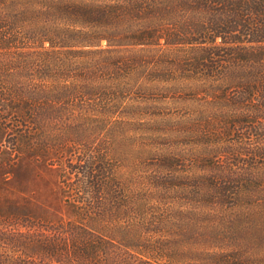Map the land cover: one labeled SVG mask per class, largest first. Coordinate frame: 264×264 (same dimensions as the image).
Wrapping results in <instances>:
<instances>
[{"label":"trees","instance_id":"1","mask_svg":"<svg viewBox=\"0 0 264 264\" xmlns=\"http://www.w3.org/2000/svg\"><path fill=\"white\" fill-rule=\"evenodd\" d=\"M0 264H264V0H0Z\"/></svg>","mask_w":264,"mask_h":264},{"label":"rangeland","instance_id":"2","mask_svg":"<svg viewBox=\"0 0 264 264\" xmlns=\"http://www.w3.org/2000/svg\"><path fill=\"white\" fill-rule=\"evenodd\" d=\"M185 93L188 94V92H185ZM180 94H182V93H180ZM182 96L187 101L179 102L178 106H180V107L187 106L186 108H192L195 105V103L198 101V99H199V96L193 97L192 95H186V94H183ZM177 108H179V107H177ZM208 125H209L208 127L207 126H202V125H199V124L196 125V126L192 125V128H189V129L185 127V124L180 126L178 128L180 137L177 138V142H178L179 148L184 149V148H186L188 146H191L195 142L200 143L202 140H206V142H214V143L219 141V142H221L223 144V140L222 139H224L225 137H224V131H222V128H223L222 124L215 123V122L214 123L210 122ZM204 129H209L211 131V134H209V133L203 134L202 130H204ZM194 130L196 131L195 135H194V132H195ZM216 131L219 132V133H217ZM199 132H201L202 134H200ZM121 143L123 144L122 149H126V146H128L127 145L128 144V140H125L124 138H122L121 139ZM118 162L121 165H125L126 164V163H124L122 158L119 159ZM124 169H126V168L124 167ZM139 175L140 174L138 173L137 177ZM137 180L139 182H141L142 181V177L141 178H137Z\"/></svg>","mask_w":264,"mask_h":264}]
</instances>
